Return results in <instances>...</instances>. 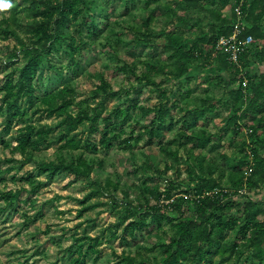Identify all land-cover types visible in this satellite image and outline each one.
I'll list each match as a JSON object with an SVG mask.
<instances>
[{"label": "trees", "instance_id": "trees-1", "mask_svg": "<svg viewBox=\"0 0 264 264\" xmlns=\"http://www.w3.org/2000/svg\"><path fill=\"white\" fill-rule=\"evenodd\" d=\"M125 1L128 2V0ZM241 1L242 22L246 26L237 35L236 40L242 41L248 34L252 36V39L247 45L239 46L238 63L234 64L229 59L230 54L226 51V46L218 45L217 41L222 35L228 37L232 34V23L235 21L234 9ZM150 2L156 3L157 0L146 1L145 7H148ZM91 4L92 0H18L14 8L10 10V17L2 21L4 22L3 27L0 28L2 38L8 39L13 36L16 40V48L12 51L8 62L14 63L12 59L17 56V52H20L24 59L20 65L0 79V115L3 117L0 143L4 144L1 136L9 134L16 119L28 118L29 110L37 105L43 106L44 113L61 117L58 126L64 125V128L58 130L55 135L51 134L53 137L51 139L60 143L58 162L36 161L33 171L22 178L29 185L31 193L37 191L43 184L37 181V176L44 175L50 180L68 170L72 174L89 177L92 162L87 161L82 151L73 161L67 162L61 150L65 148L74 150L81 147L87 151L96 150L95 143L88 140L82 141L76 136L77 127L86 122L89 123L90 133H96L98 124L103 123L104 129L97 141L100 148L107 150L121 134L125 133L123 125L131 116L130 108L137 105L134 97H129L128 93L124 101L129 102L127 106L122 108L117 105L103 114V101L96 106L88 107L84 105V101L75 100L74 88L66 83L60 88L51 86L41 93L38 92L40 88L37 84L44 70L58 69L54 62L46 58L48 53L56 51L61 42L65 41L63 51L70 56V65L74 66L72 69L76 72L80 62L74 58L72 52L79 51L85 42L91 43L97 39L100 32L104 30L107 21L110 20V14L101 12L97 21L87 22L88 19L84 15ZM228 4H231L233 10L231 16L226 18L220 12ZM19 5L23 7L26 14V20L22 24L23 34L10 29L9 24L12 19L17 21L15 8ZM181 6L183 10L188 11L187 14L184 13V16L174 15L180 28L191 23L189 20L193 15L196 17L199 14L203 15V20L200 19L202 21L214 17L216 20L208 34H201L186 45L183 43L184 29L178 32H166L164 46L173 49V53L168 57H178L170 72L174 78L185 76L183 77L185 89L182 92L179 90V98L172 101V107L184 111L177 119V123L183 129L179 128L173 138L162 140L161 133L173 130L174 117L171 109L167 107V104L162 103L161 98L159 105L153 107L156 112L150 121L151 126L144 131L149 138H158L159 151H162L170 160V164L168 162L163 164L165 170H169L171 164L180 163L181 158L178 152L180 147H184L189 155L197 149L195 158L199 173L192 174L189 171L188 180L192 182V185H189L187 189H179L178 185L171 180L160 190L158 181L147 178L138 186L134 202L128 198L126 191L123 192L125 206H127L124 208L125 214L118 215L119 219L127 220L130 217H136L124 223L118 235L119 240L128 246L137 237L139 230L150 226L159 233L161 241L158 244L160 247L158 257L147 256L140 259L136 254L137 251L129 255L122 249L115 264H236L231 261L236 253L240 255L249 253L247 264H264V197L260 200L249 197L233 199L237 189L244 185L256 186L257 180L264 179V156L260 153V149L264 148V125L258 124L259 121H264V0H182ZM7 10L9 8L1 12ZM154 19V12H151L142 21V28H145L146 32L139 33L145 42L150 41L152 32L149 30V25ZM81 27L86 30L85 36L88 41L83 37ZM212 60L220 68L219 70L223 69L232 73V81L235 78L237 86L228 89V99L224 96L221 100L213 101L210 100L209 95H204L198 98L199 104L187 110L183 109L193 91L187 85L190 79L187 73L189 67L196 65L205 70L213 65ZM2 62L5 61H1L0 66L3 65ZM134 67L135 64L123 63L121 68L133 72ZM150 70L142 75L144 82L156 86L158 84L150 78ZM224 77L215 71L212 76L207 77V81L212 85L224 86V82L226 83ZM243 79L246 81L244 85ZM98 84L97 88L104 91L105 95L118 96L103 77L99 78ZM137 87L138 85L134 86L135 93L139 91ZM161 91L162 96H165L164 92L167 89L161 88ZM166 99L169 100L168 96ZM72 105L76 106L73 114L67 112V108ZM219 106L225 107V110L230 111L231 114L223 115L218 110ZM256 114L259 115L257 120ZM213 117H220L223 121V125L216 131L208 129V123ZM244 128H247L248 132V140L242 143L241 151L244 158L228 162L225 153L218 150L215 154L217 153L224 160L222 164H218L211 154L208 155L214 152L217 142L224 136L227 134L231 137L236 136ZM17 130L16 149L26 153L28 148H39L41 144L49 142V134L52 133L53 126L49 123H27L18 127ZM132 131L126 136L127 139H122L128 149L133 147L127 141ZM142 134H137L135 140ZM187 145L189 147H186ZM204 150L206 154L202 152ZM26 160H31V156L26 157ZM142 166L145 169H153L159 177L164 172L158 168H150L146 164ZM217 170L220 177L226 176L228 187L224 186L220 177L212 175ZM176 171L179 173L178 169ZM107 183L116 186L111 179H107ZM225 188H230L232 191H227ZM102 189L100 182L94 179L91 182L90 191L81 198H76L81 204L78 215L98 206L97 202L88 205L86 203L92 197L100 196ZM19 191L20 189L0 192V198L6 206H12L13 199ZM110 198L115 204L116 198L113 195ZM230 211L232 212L229 213ZM117 228L116 224L112 228L107 226L110 232L108 236L112 239L117 237ZM96 240L97 237L76 236L70 247L66 249L69 264H85L86 254L97 256L99 251L96 249L98 244ZM85 243L86 248H83ZM249 259H252L250 263Z\"/></svg>", "mask_w": 264, "mask_h": 264}, {"label": "rangeland", "instance_id": "rangeland-1", "mask_svg": "<svg viewBox=\"0 0 264 264\" xmlns=\"http://www.w3.org/2000/svg\"><path fill=\"white\" fill-rule=\"evenodd\" d=\"M17 1L13 0L10 3L9 10L3 13L0 10V28L4 25L2 21L10 17V10L14 8ZM146 1L148 0H133V2L131 0L128 2L125 0H92L90 9L84 15L88 19L87 22L97 21L101 12H108L110 20L107 21V25L97 39L91 43L85 42L79 51L72 52L74 58L80 62L76 72L72 69L74 66L70 65V56L63 51L65 41L61 42L56 51H51L46 56L58 66V69L49 70L46 68L44 70L43 76L37 84L40 88L39 93L47 87L57 86L60 88L66 83L74 88L75 100L84 101V105L88 107L96 106L103 101V114L111 111L117 105L122 108L127 106L129 102L124 101L128 93L129 97L132 96L136 100L137 105L130 108L131 116L123 125L125 133L121 134L107 150L100 148L97 141L104 129L103 123L98 124L96 133H90L88 122L77 127L76 136L80 137L82 141L88 140L95 143L96 150L87 151L82 147L74 150L67 148L61 150L62 156L67 162L73 161L75 156L82 151L87 161L92 162V171L89 177L81 174L75 175L68 170L50 180L41 175L36 179L43 184L37 191L29 192V185L22 179L23 176L33 171L36 161L53 160L55 163L58 162L60 143L51 139L53 138L51 134L55 135L58 130L64 128V125L58 126L62 118L44 113L42 105L32 107L29 110L28 118L16 119L9 134L1 136L4 144L0 143V192L18 189L20 191L13 199L12 206H6L0 198V264H69L66 249L70 247L76 236L80 235L97 237L96 242H98L96 249L99 253L97 256L86 254L85 264H115L122 249L129 255H133L137 251L136 254L140 259L147 256L158 257L160 249L158 244L161 241V236L150 226L139 230L137 237L128 246L119 240L118 235L121 233L124 223L136 217L133 216L127 220L119 219V216L125 214L124 208L127 206H125L123 192L126 191L128 198L134 202L138 186L147 178L158 181L160 190L167 186V182L171 180L178 185L179 189H187L189 185H192V182L188 180L189 171L192 174L199 173L195 158V154L198 153L197 149L189 155L184 147H180L178 152V156L181 158L180 163L171 164L170 169L165 170L163 164L165 162L170 164V160L162 151H159L158 138H149L144 130L151 126L150 121L156 112L153 107L159 105L161 98L162 103L167 104V107L171 109V114L174 117L173 130L161 131L163 132L161 133L162 140L173 138L179 128L183 129L177 123V119L184 111L172 107V101L179 98V90L182 92L185 89L183 80L185 76L174 78L170 72L178 57H168L173 53V49L164 46L166 32H178L184 29L182 35L185 39L183 43L186 45L199 35L208 34L216 19L214 17L202 21L203 15L199 14L197 17L193 15L189 20L191 23L180 28L174 15L184 16V13L187 14L188 10L182 9V0H157L156 3L150 2L149 6L145 7ZM232 10L231 4H228L221 9L220 13L229 18ZM151 12H154L155 19L149 25V30L152 32L150 41L145 42L139 32H146L145 28H142V21ZM15 16L17 21H12L13 19L9 21L10 29L15 30L18 34H23L22 24L26 20V14L22 6L19 5L15 8ZM81 30L83 37L87 40L86 30L83 27ZM77 37L79 36L77 35ZM15 43L16 40L13 36L5 39L0 35V62L5 61L0 66V79L20 65L24 59L21 53L17 52V56L12 59L14 63L8 62L11 59L12 51L16 48ZM145 62L146 64H143ZM212 62L213 65L205 70L196 65L189 67L187 73L190 75V79L187 85L193 91L183 109L187 110L193 105L199 104L198 98L204 95H209L210 100L213 101L221 100L224 96L225 99H228V89L237 86L235 78L232 81V73L223 69L219 70L215 61L212 60ZM123 63L135 64V71L122 69ZM148 70H150V78L158 85L154 86L144 82L142 75ZM215 71L225 76L224 86L212 85L207 81V77L212 76ZM138 76L140 79L137 78ZM101 77L109 82L111 90L116 91L118 96L105 95L104 91L97 88L98 80ZM137 85L139 91L135 93L134 86ZM161 88L167 89L164 92L165 96H162ZM95 92L96 94H94ZM166 96L169 100L166 99ZM75 110V105L67 108V112L71 114ZM218 110L225 116L231 114L230 111L225 110V107L219 106ZM258 117L259 115L256 114V120ZM27 123H49L53 126V131L49 134V142L41 144L39 148H28L27 152L23 153L18 148L16 149L15 136L18 127ZM258 124L262 126L264 121H259ZM2 125L3 117L0 115V133ZM222 125L223 121L220 117H213L208 123V129L216 131ZM131 130H133L132 134L127 141L133 147L128 149L122 139H127L126 136L130 134ZM140 133L143 134L135 140V136ZM246 140H248L247 128H244L236 136L231 137L230 134H227L217 142L214 152L212 151L208 155L211 154L218 164L224 162L217 153L215 154V151L218 150L225 153L228 162L242 159L244 158L241 151L242 143ZM202 152L206 154V150ZM260 153L264 156V148L260 149ZM28 156H31V160H26ZM143 164L164 172L159 177L153 169H145ZM176 169L179 170V173ZM212 175L220 177L218 170ZM220 178L224 186L228 187L226 176L223 175ZM94 179L100 182L103 192L98 197H92L86 205L97 202L98 206L78 215L77 212L81 204L76 198H81L90 191L91 182ZM107 179H111L116 186L109 185ZM225 189L232 191L230 188ZM111 195L116 198L115 204L110 198ZM247 197L254 200L264 197V179L257 180L256 186L244 185L237 189L233 199L239 200ZM114 224L118 225L117 237L112 239L108 236L110 232L107 226L112 228ZM232 234L234 235V233ZM229 236L232 237V235ZM86 243L83 248H86ZM248 257L249 253L244 255L236 253L231 261L236 264H247ZM251 261L252 259H249V263Z\"/></svg>", "mask_w": 264, "mask_h": 264}, {"label": "built area", "instance_id": "built-area-1", "mask_svg": "<svg viewBox=\"0 0 264 264\" xmlns=\"http://www.w3.org/2000/svg\"><path fill=\"white\" fill-rule=\"evenodd\" d=\"M242 5V1L239 3L237 7L234 9L235 14V21H233V30L232 34L228 37H225L224 35L220 36L217 44L219 45H225L226 51L229 52V59L232 63L237 64L238 63V48L239 46L247 45L251 39L252 36L250 34L246 35L242 41H237L236 37L237 35L245 28V24L242 22V14L240 11V7ZM243 85L245 84V79L242 80Z\"/></svg>", "mask_w": 264, "mask_h": 264}, {"label": "clouds", "instance_id": "clouds-1", "mask_svg": "<svg viewBox=\"0 0 264 264\" xmlns=\"http://www.w3.org/2000/svg\"><path fill=\"white\" fill-rule=\"evenodd\" d=\"M11 7V4L8 0H0V10L8 9Z\"/></svg>", "mask_w": 264, "mask_h": 264}]
</instances>
